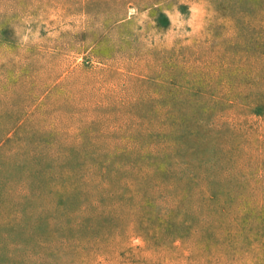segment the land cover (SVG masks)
<instances>
[{
  "label": "rangeland",
  "instance_id": "rangeland-1",
  "mask_svg": "<svg viewBox=\"0 0 264 264\" xmlns=\"http://www.w3.org/2000/svg\"><path fill=\"white\" fill-rule=\"evenodd\" d=\"M0 264H264V0H0Z\"/></svg>",
  "mask_w": 264,
  "mask_h": 264
}]
</instances>
